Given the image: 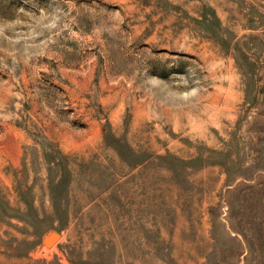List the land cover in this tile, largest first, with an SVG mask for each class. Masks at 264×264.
<instances>
[{"label":"rangeland","instance_id":"1","mask_svg":"<svg viewBox=\"0 0 264 264\" xmlns=\"http://www.w3.org/2000/svg\"><path fill=\"white\" fill-rule=\"evenodd\" d=\"M0 264H264V0H0Z\"/></svg>","mask_w":264,"mask_h":264}]
</instances>
